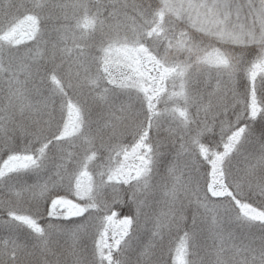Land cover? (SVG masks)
<instances>
[{
    "label": "snow or ice",
    "instance_id": "snow-or-ice-1",
    "mask_svg": "<svg viewBox=\"0 0 264 264\" xmlns=\"http://www.w3.org/2000/svg\"><path fill=\"white\" fill-rule=\"evenodd\" d=\"M0 264H264V0H0Z\"/></svg>",
    "mask_w": 264,
    "mask_h": 264
}]
</instances>
